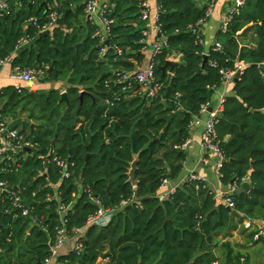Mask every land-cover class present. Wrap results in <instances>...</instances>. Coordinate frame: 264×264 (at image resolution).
<instances>
[{"label": "trees", "instance_id": "1", "mask_svg": "<svg viewBox=\"0 0 264 264\" xmlns=\"http://www.w3.org/2000/svg\"><path fill=\"white\" fill-rule=\"evenodd\" d=\"M15 1L12 14L0 15V58L10 57L13 65L49 66L44 78L65 80L69 102L61 101L59 90L33 96L14 86L0 91L5 116L17 118L19 107L35 121L33 132L28 121L21 130L35 147L14 152L18 161L6 160L9 170L0 171V181L11 191L0 200V264H45L60 217L74 235L98 210L92 200L96 195L105 208H118L113 221L102 228L91 226L84 249L58 254L55 264H96L107 250L106 264H213V248L233 211L218 203L202 180L184 182L168 199L159 191L165 179L182 174L186 150L176 146L188 139L194 117L221 86V71L234 69L238 61L246 67L216 124L221 181L236 185L237 192L230 195L235 212L264 217V0H247L232 15L227 30L219 31L223 48L211 47L204 64V41H197L190 26L205 16L207 4L157 0L160 35L167 46L155 57V77L162 88L152 102L125 90L128 82L115 73L133 70L129 59L143 62L140 0H112L115 24L105 59L101 40L94 36L97 27L84 20L86 0ZM55 11L63 16L49 35L40 37L39 27L26 25L37 18L42 26ZM23 38L34 43L14 56ZM174 52L182 59L172 73L168 68L163 74L160 67ZM172 78L170 96L163 102ZM52 149L68 162L69 176L55 162L44 163L52 160ZM136 158L134 186L129 171ZM246 179L251 187L243 189ZM55 192H60V201L48 200ZM13 193L23 198L31 214L25 216L13 205ZM59 203L68 207L61 216ZM228 260L241 264L238 256Z\"/></svg>", "mask_w": 264, "mask_h": 264}, {"label": "built area", "instance_id": "2", "mask_svg": "<svg viewBox=\"0 0 264 264\" xmlns=\"http://www.w3.org/2000/svg\"><path fill=\"white\" fill-rule=\"evenodd\" d=\"M218 0H208L207 1V9L205 12V16L199 19L195 24L190 26L192 32L196 35L197 41L202 43V26L205 22L209 19L211 14L214 11L215 4ZM14 0H0V15H10L13 12L12 3ZM247 0H233L230 13L226 22L223 23L221 30L224 32L227 30L228 24L231 21L232 15L239 11L245 4ZM139 5L141 6L140 16L143 21L152 22V12L147 0H140ZM158 12L153 16L154 24L153 29L155 32L160 35L161 26L158 23L159 21V12H160V5L157 4ZM115 9V3L112 0H86L85 1V16L88 22L92 25L97 27V30L94 36L98 37L102 43V50L101 55L105 56L110 48L108 45V38L111 33L112 27L115 24V19L113 18L112 14ZM63 14L55 11L53 12L48 22L44 25L40 26L38 24L37 18H31L28 23L33 24L40 28V31L45 30H52L58 23L59 20L62 18ZM152 32V24L142 29V38L139 42L143 45L142 52H145L149 45L152 46L148 41V37ZM23 38L20 42L19 47L22 45ZM167 46L166 38L161 36L155 40L153 47H154V55L157 56L160 54L164 48ZM119 55L124 54V50L118 46H116ZM223 48V45L217 41L214 46L213 50L218 51ZM129 50V49H128ZM207 50L205 55H208ZM128 52V51H127ZM11 60L10 57L0 58V75L2 72V68ZM264 64V62H263ZM155 67L156 63L155 60H150L147 64H140L137 68L133 70H117L115 71L116 75L118 76V80L121 82H128V86H125V90H133V92H138L143 98L147 99L148 102H152L159 97L160 90L162 88V83H160L155 77ZM246 64L243 61H238L236 67L234 69H226L222 70L223 75V82L232 81L237 72L240 73V76L243 74ZM49 66L47 65H38V66H23V65H14L12 68L11 78L18 81L24 80H37L39 78L46 77L47 70ZM264 79V72L262 74ZM136 87V89H134ZM20 89L19 86H17ZM84 90L80 91L83 92ZM65 92V91H63ZM226 98L222 97L219 100V104L217 108L211 110L209 112V118L206 123V128L202 136V144L205 148L213 150L218 154L220 157V162L218 164V168L222 166L223 156L220 153L218 144L216 143V124L218 123L219 117L223 110ZM209 107V102L203 106L202 111H207ZM193 122V121H192ZM199 122V121H197ZM192 124V123H191ZM190 140H185L181 145L176 146L178 149L186 150L189 146ZM31 148V150L35 147V144L31 141L26 139V136L21 133V131L17 128H13L10 126V123L1 117L0 114V171H7L9 168L4 166L6 160H11L12 163H16L18 161L15 159L14 152L25 151V148ZM51 154H53L52 160L46 159L44 163L47 165L51 161L55 162L57 166L60 168L63 176H69V166L68 162L58 156L57 150L52 149ZM14 158V161L12 160ZM202 180L200 177L196 175H191L189 180ZM171 179L167 178L164 180L162 185V191L159 192V196L163 199H168L171 194H173L178 186L181 185H172L170 182ZM205 182V181H204ZM57 184L54 185L56 187ZM10 194L11 191L8 188V185L4 181H0V200H2L3 194ZM12 203L17 208L22 210V214L27 216L31 214L32 209L24 203V200L21 196L13 193L12 196ZM61 196L60 192H55L53 195L48 196V200H56L60 201ZM92 200L99 206L98 210L95 214L91 215L88 218L87 224L75 230L74 235H70L65 228V219L62 218V213L68 210V207L65 204L59 203L58 212L60 214L61 226L57 228V235L56 241L52 246V253L49 258L46 259L45 264H50L51 262H55V258L58 254L62 253V250L66 246L68 241H72L73 243V250L81 251L84 249V242L83 239L86 236L87 230L91 226H96L99 228L108 226L114 219L115 214L118 211V208L115 207H108L105 208L100 200L93 196ZM224 203L232 207L233 201L230 197V194L224 195ZM126 204V202L124 203ZM35 220H38L35 218ZM248 226L251 225L249 222ZM260 235L257 234L256 237L258 238ZM213 264H219L218 262H214Z\"/></svg>", "mask_w": 264, "mask_h": 264}, {"label": "crops", "instance_id": "3", "mask_svg": "<svg viewBox=\"0 0 264 264\" xmlns=\"http://www.w3.org/2000/svg\"><path fill=\"white\" fill-rule=\"evenodd\" d=\"M147 1L152 12V22H146L142 20L143 23L141 25V28H147L152 24V32L148 37V41L150 44L152 43V46L149 45V48L145 52H142L144 55L142 63H138L135 59H129V62H132V64L134 65V69L137 68L140 64L145 65L149 63L151 59L152 61L155 60L156 56L154 55L153 44L155 40L160 37V35H158L153 29V24L155 22L153 16L158 12V1ZM207 1L208 0H198V3L200 5H204L207 3ZM218 1L220 2L217 5ZM218 1L215 4L213 13L202 26V35L204 36L203 41L206 50H209L218 41L219 31L221 30L223 23L227 21L233 3V0ZM15 4L18 7L21 5L17 1H15ZM86 20L87 19H85V22ZM27 24L29 23H26V25ZM32 43H34V40L25 38L14 56L18 55L19 49H25ZM128 52H130V50H128ZM100 56L101 59H105L104 56ZM168 59L173 60L179 64L182 59V55L181 53L174 52L168 57ZM13 66V61L11 59L2 68V72L0 75L1 92L8 86H14L18 91L24 90L29 96H33L35 93H49L52 90H59L60 94H62L63 91L67 92L68 83L65 80L50 81L46 80L44 77L32 81L14 80L11 78ZM169 72L172 73L171 70H169ZM17 86H19L20 89H18ZM234 86V79L232 81L222 82L221 86L217 88L212 95L209 101L208 110L201 111V114L199 116L194 117L189 130L188 139L190 140V143L186 149L187 159L184 163L183 172L178 179L170 180L172 185H182L184 182H187L189 180L191 175H196L201 179H204L207 186L216 194L218 203H224V195L234 194L235 192H237V189L236 185H234L233 183L230 185H225L222 183L220 168H218L220 157L213 150L207 149L203 146L202 136L206 128L207 120L209 118V112L217 108L219 100L222 97L226 98L227 96L234 94ZM82 90L84 89L81 88L80 91ZM1 106H3V104ZM17 112L19 114L17 118L12 117L11 115L5 116L0 107L1 117L5 118L13 128H17L21 131L27 121L29 124H35V121L31 119V115H29V112L26 114L25 112H22L19 107L17 108ZM15 159L17 158L15 157ZM12 160L14 161V158ZM245 182L249 184L248 188H250V180L246 179L244 183ZM243 189L247 188H244L243 186ZM161 191L162 188L159 192ZM231 211H233L231 222L228 228L218 236L219 242L213 248V252L216 256L215 262H218L219 264H229L228 259L230 256H238L240 258L241 264H264V217L251 219L242 212H235L233 208ZM249 222L251 223L250 226L247 225ZM258 222L262 223L263 225L258 224ZM257 233L260 235L258 238L256 237ZM72 247V241H68L66 246L62 250V253L70 252L72 250ZM107 261L108 258H105L101 260V264H106ZM50 264H55V262H51Z\"/></svg>", "mask_w": 264, "mask_h": 264}, {"label": "water", "instance_id": "4", "mask_svg": "<svg viewBox=\"0 0 264 264\" xmlns=\"http://www.w3.org/2000/svg\"><path fill=\"white\" fill-rule=\"evenodd\" d=\"M50 33H51V30H45V31H42V32H40V37H43V36L49 35ZM107 43H108V42H107ZM207 60H208V55H205V56H204V62H203V64L206 63ZM129 63H132V62H129ZM177 64H178L177 62H175V61H173V60H170V59H167L166 62H165V64L162 65V66L160 67V69L162 70L163 74L167 71L168 68H170V70L173 72V71L175 70V67H176ZM239 78H240V73L237 72V74H236V76H235V78H234V82H237ZM172 82H173V78H172V80H171V83L167 86V91H166V94H165V96H164L163 102H165L166 99L170 96V92H171V84H172ZM84 93H85V91L81 92V94H80V98H81V100H83ZM61 101H66L67 103L69 102V100H68V94H67L66 91L63 92V93L61 94ZM34 128H35L34 123H32V124H31V132H33ZM25 151H27V152H31L32 150H31V148H28V147H27V148H25ZM137 164H138V158H136V159L132 162V164H131V168H130V171H129V176H130L129 180H130V182H131L134 186L137 185V181H136V179H135V172H136V170H137ZM243 186H244V188H248V187H249V184L245 182ZM15 189H18V187H16ZM235 193H236V192H235ZM96 197H97V195H96ZM228 209H229L230 211L232 210L231 207H228ZM258 224L263 225V224L260 223V222H258ZM109 255H110V251H109V250H107V251H105V252H101V254H100V259L103 260V259L107 258ZM100 259H99V261H98L96 264H101V260H100Z\"/></svg>", "mask_w": 264, "mask_h": 264}, {"label": "rangeland", "instance_id": "5", "mask_svg": "<svg viewBox=\"0 0 264 264\" xmlns=\"http://www.w3.org/2000/svg\"><path fill=\"white\" fill-rule=\"evenodd\" d=\"M219 2H220V1L217 2V5H218ZM217 5H216V6H217ZM85 19H86V18H85V16H84V20H85ZM81 20H83V18H82ZM110 69L113 70L114 68H113L112 66H110Z\"/></svg>", "mask_w": 264, "mask_h": 264}]
</instances>
